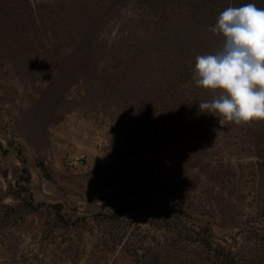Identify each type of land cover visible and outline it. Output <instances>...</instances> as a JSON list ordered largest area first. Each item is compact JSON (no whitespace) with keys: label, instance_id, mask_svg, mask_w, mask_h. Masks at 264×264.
<instances>
[{"label":"rangeland","instance_id":"rangeland-1","mask_svg":"<svg viewBox=\"0 0 264 264\" xmlns=\"http://www.w3.org/2000/svg\"><path fill=\"white\" fill-rule=\"evenodd\" d=\"M248 3L0 0V264H264V119L192 79Z\"/></svg>","mask_w":264,"mask_h":264},{"label":"clouds","instance_id":"clouds-1","mask_svg":"<svg viewBox=\"0 0 264 264\" xmlns=\"http://www.w3.org/2000/svg\"><path fill=\"white\" fill-rule=\"evenodd\" d=\"M210 32L222 43L214 54L196 56L192 79L216 94L199 104V112L221 127L264 119V8L228 7Z\"/></svg>","mask_w":264,"mask_h":264},{"label":"trees","instance_id":"trees-1","mask_svg":"<svg viewBox=\"0 0 264 264\" xmlns=\"http://www.w3.org/2000/svg\"><path fill=\"white\" fill-rule=\"evenodd\" d=\"M23 172L27 173L26 169H24Z\"/></svg>","mask_w":264,"mask_h":264}]
</instances>
